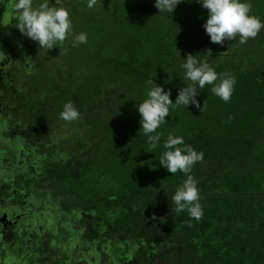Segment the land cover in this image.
Masks as SVG:
<instances>
[{
    "label": "trees",
    "instance_id": "16d2710c",
    "mask_svg": "<svg viewBox=\"0 0 264 264\" xmlns=\"http://www.w3.org/2000/svg\"><path fill=\"white\" fill-rule=\"evenodd\" d=\"M9 1L17 2L0 0V13ZM246 2L250 15L264 22V0ZM87 3L62 0L73 33H86L87 43L73 47L69 36L49 50L18 34L13 8L5 27L13 42L1 40L6 50L0 53V92L12 108L19 105L15 81L3 79L9 75L4 64L14 61L22 76L21 112L14 118L37 126L39 140L48 142L67 123L59 113L72 101L81 114L72 125L84 131L78 145L85 151L77 157L70 145L61 155L70 157L63 171L92 181L103 198L118 204L124 229L156 237L172 252V264H264V29L245 44L237 36L220 45L206 34L208 10L196 0H182L171 14H160L155 0H98L92 9ZM188 54L235 76L231 100L223 102L206 85L196 97L206 109L171 108L157 129L159 146L147 152L137 105L148 98L149 80L170 89L174 103L179 89L191 83L181 68ZM169 134L204 154L189 173L198 182L204 211L199 221L186 210H172V196L187 176L171 174L159 162ZM93 163L100 166L94 177L88 173Z\"/></svg>",
    "mask_w": 264,
    "mask_h": 264
},
{
    "label": "flooded vegetation",
    "instance_id": "af4514ba",
    "mask_svg": "<svg viewBox=\"0 0 264 264\" xmlns=\"http://www.w3.org/2000/svg\"><path fill=\"white\" fill-rule=\"evenodd\" d=\"M20 69L14 61L3 67L19 105ZM19 105L0 92V264H172L156 237L124 229L118 204L92 181L63 171L70 157L14 118Z\"/></svg>",
    "mask_w": 264,
    "mask_h": 264
},
{
    "label": "clouds",
    "instance_id": "9594fccd",
    "mask_svg": "<svg viewBox=\"0 0 264 264\" xmlns=\"http://www.w3.org/2000/svg\"><path fill=\"white\" fill-rule=\"evenodd\" d=\"M97 2L98 0H88L87 7L92 9ZM181 2L182 0H155V7L160 14H171ZM196 2L208 10L203 27L212 43L223 45L226 40L233 41L238 36L240 44H245L249 38H256L264 29V22L259 17L250 15L252 5L246 0H196ZM14 12L17 21L15 27L22 35L38 42L39 48L49 50L63 46L69 36L73 37V47L87 43L86 33H73L69 10L62 4V0H55V4L44 0L35 7L33 0H17ZM181 68L184 69V79L191 83L179 89L174 103L170 99V89L165 91L153 80H149L147 83L153 86L147 92L148 98L137 105L141 129L149 145L147 152H153L159 146L161 134L157 133V129L167 123L165 118L170 115L171 108L194 105L201 113L206 109V101L201 106L196 99L199 90L204 89L206 85H212L211 92L223 102L228 103L231 100L236 83L233 74L217 73L208 62L198 60L193 54H188L184 58ZM80 115L74 103L68 101L63 105L59 118L70 124L80 119ZM163 148L160 164L171 174L179 171L187 176L172 196L174 205L172 210L175 213L186 210L192 219L199 221L204 211L200 203L198 182L189 173L196 163L202 162L204 154L185 144L183 137L172 134L167 136ZM185 223L188 227L192 226L190 221Z\"/></svg>",
    "mask_w": 264,
    "mask_h": 264
},
{
    "label": "rangeland",
    "instance_id": "374dc122",
    "mask_svg": "<svg viewBox=\"0 0 264 264\" xmlns=\"http://www.w3.org/2000/svg\"><path fill=\"white\" fill-rule=\"evenodd\" d=\"M34 1V0H33ZM37 1V0H35ZM54 2V0H53ZM13 8L14 6L11 4V1L9 3H6L5 8H3V11L0 13V53L3 50H6L5 47L2 45L1 40L3 39L4 42L6 43H11L13 42L11 37H9V34L7 30H5L6 27V20L9 21L11 14L13 13ZM13 23L16 21L15 15H13ZM20 34V31L19 33ZM16 42V41H15ZM21 112V110H20ZM14 115V114H13ZM63 129H60V131L55 130L52 132V135L50 134V143L53 145V148L58 150L57 152L60 153H66L68 154V150L70 148V145H74L73 149H71L74 154L79 157V153L85 151L82 146H79L78 144L83 141L82 137L85 135L84 131L80 129H74L72 123H64ZM63 132V133H62ZM59 144L56 146V144ZM69 147V148H68ZM75 157V156H74ZM94 160L100 162L98 157L94 156ZM100 169V166L98 163H93V166L91 169L88 171V173L91 176H95ZM83 181V180H82ZM84 182V181H83ZM85 184V182H84ZM84 188V186H82Z\"/></svg>",
    "mask_w": 264,
    "mask_h": 264
}]
</instances>
